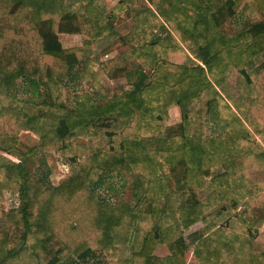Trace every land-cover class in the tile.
<instances>
[{
  "label": "trees",
  "instance_id": "obj_1",
  "mask_svg": "<svg viewBox=\"0 0 264 264\" xmlns=\"http://www.w3.org/2000/svg\"><path fill=\"white\" fill-rule=\"evenodd\" d=\"M147 1L157 7V13L146 10L147 18L150 15L155 19L162 18L168 27L156 22L153 29L161 31L160 35L153 32L140 44L131 40L134 46L129 52L120 53L102 64L110 80L135 77L129 88L102 103L87 95H83V100L72 108L54 102L43 103L62 112L61 117L53 120L52 129L42 136L45 144L49 140L63 143L80 131L116 117L121 126V153L111 157L103 150L95 151L92 169L100 174L99 181L105 172L121 169L130 172L140 191L137 206L132 210L107 207L93 195V189L78 178H71L54 189L40 181L36 186L31 185L35 190L34 200L44 215L41 247L50 242L59 246L54 259L41 264H64V260L71 257L85 261L100 249L104 241L110 240L109 232L127 216L133 230L128 237V242L134 245L131 264H185L180 256L182 249L187 247L183 244L181 232L176 235L175 231L199 222H204L205 228L194 234L198 264H220L223 261L221 251L219 247H212L211 239L228 248L236 244L242 248L248 245L250 238L257 237L258 228L264 225V152L250 146L249 130V127L257 128L259 134H264V64L252 69L254 59L264 54V0ZM237 14L252 18L253 25L234 37H224L220 27ZM109 18L103 27L97 19L89 20L80 13L66 12L61 0H0V81L7 91L0 94L2 139L11 138L15 146L21 130L20 116L10 115L6 106L1 105V100L10 101L17 107L23 104L18 100V80L24 79L32 86L44 85L48 89L59 85L75 66L90 62L91 41L113 29ZM61 35L80 36L84 47L65 48ZM181 44L188 46V52L183 51ZM189 53L200 64L191 65ZM132 56L151 63L153 74L148 76L144 70L135 69ZM233 68L241 69L247 85L258 88L245 121L216 88L223 86L228 71ZM209 91H213L214 98L208 101V109L216 104L219 122L228 125L232 137L211 140L203 148L201 140L190 138V128L204 118L202 95ZM169 107L181 109L182 122L173 131L177 135L171 133L166 141L160 138L162 156L150 153L144 134L152 129H157L159 135L164 133L160 131V125L169 119ZM23 111V116L27 117V111ZM36 119L32 115L29 120L35 123ZM39 121L36 123H41ZM103 127L107 126L104 124ZM234 151L246 157L248 178L231 186V178L226 174L222 176L220 186L232 187L239 200L246 198L244 187L247 182L257 193L250 194L243 216L227 220L210 240H205L213 217L202 220L207 208L196 199L193 186L202 187V179L211 175L213 167L220 165L225 154ZM36 154L37 149H31L19 164L0 167V174L2 171L11 173L22 186V214L27 231L31 229L27 163ZM166 167L172 168L176 179H172ZM90 183H97V179L92 178ZM170 191L184 196L179 217L177 214L162 217L160 198ZM236 197L231 199L232 208L237 207ZM4 216L0 192V220ZM239 223L245 226L244 231L229 229ZM158 242L168 243L173 257L152 256L153 246ZM7 245V236L0 232V264L15 258L9 256ZM255 258L256 264H264V253Z\"/></svg>",
  "mask_w": 264,
  "mask_h": 264
},
{
  "label": "rangeland",
  "instance_id": "obj_2",
  "mask_svg": "<svg viewBox=\"0 0 264 264\" xmlns=\"http://www.w3.org/2000/svg\"><path fill=\"white\" fill-rule=\"evenodd\" d=\"M61 3L66 12L80 13L89 20L97 19L103 27L106 25L107 18L110 17L113 29L96 41H91L92 46L88 56L90 62H83L75 66L59 85H52L48 89L44 85L32 86L26 80L20 79L17 82L18 100L23 104L17 107L10 101L1 100V105L8 109L7 113L20 116L21 130L16 138L15 146L12 145L11 138L2 139L0 136V167L9 163L19 164L26 153L31 149H37V154L30 157L27 163L30 171V190L27 199L30 231H27L25 227L22 214L21 184L16 182L12 174L7 171H2L0 174V192L5 210L4 218L0 220V232L7 236L9 256H15V258L8 259L5 264H41L54 259V254L59 249V246L52 242L46 243V247H41L44 239L42 230L44 229V215L34 200V187L31 188V185L36 186L38 181L44 183L49 189H54L71 178H78L91 190L93 189V195L101 204L120 209L123 207L129 210L135 209L140 195L134 176L125 169L102 173L100 181L98 180L100 174L98 175V172L92 169L95 151L103 150L111 157L121 153V126L116 117L106 121L107 123L96 124L87 131H80L63 143L49 140L45 144L42 136L52 129L55 122L53 120L62 116L60 110L54 107L50 108L46 104L54 102L72 108L83 100V95L89 96L97 103H102L115 94L121 93L125 88H129L136 80L135 77L130 80L126 78L118 81L110 80L103 70L102 64L120 53L129 52L134 46L131 44V40L140 44L144 42L147 35L152 36L153 32L160 35L161 31L153 29L156 22L165 27H168L167 23L162 18L155 19L151 15L148 17L151 20H147L149 14L146 10H153L157 13V7L149 4L147 0H61ZM253 23L252 18L237 14L228 19L220 27V31L224 37L231 38L251 27ZM163 36L166 34L163 33ZM174 36L179 40L178 35L174 34ZM60 38L65 48L84 47L80 36L61 35ZM181 48L188 52L187 45L181 44ZM189 55L192 59L191 65L200 64L194 56L190 53ZM132 62L135 69L144 70L148 76L153 74L154 67L151 63L140 61L134 56H132ZM262 64H264V54L254 59L252 69ZM216 88L233 107L235 113L244 120L248 108L257 95L258 88L246 84L240 68L229 70L223 86ZM6 92L5 86L0 81V94ZM213 98V91L202 95L204 118L201 123L196 121L190 128V138L201 140L203 148H206L211 140H227L232 137L228 125L219 122L216 104L212 109H208V101ZM23 110L27 111V117L23 116ZM168 114L169 119L160 125V131L164 132L162 135H159L157 129H152L144 134L150 153L162 156L163 153L159 146L160 138L162 137L166 141L171 133L174 136L177 135V132L173 131L182 122L181 109L180 107H169ZM32 115L37 117L36 122L40 120L41 123L37 124L29 120L32 119ZM104 124L107 127H103ZM249 130L252 137L250 146L264 152V134H259L257 128L249 127ZM259 132L261 131L259 130ZM248 167L246 157L240 155L239 151L225 154L220 165L213 167L211 175L202 179V187L193 186L196 199L205 204L207 208V213L202 217V220L209 216L213 217L210 219V226L207 227L205 240H210L214 232L227 220L235 216H243L247 210V203L251 199L250 194L253 191L257 193V190H253L251 183L247 182L244 187L246 194L244 200L237 199L232 187L229 185L220 186V184L222 176L226 174L231 178V186L242 182L244 178H248ZM166 171L172 179H176L172 168L166 167ZM92 178H96L97 183L91 185ZM234 197L237 199L236 208H232L231 199ZM183 198L184 196L177 191L163 194L160 198V206L163 209L162 217L169 218L172 214H177L179 217ZM204 228V222H199L187 229L181 227L175 231L176 235L181 232L183 244L187 247L185 250L182 249L180 256L185 264L199 263L195 255L196 245L193 244V241L194 234ZM244 228L245 226L239 223L231 225L229 229L242 232ZM132 232L130 218L127 216L122 223L109 232L110 240L104 241L95 254L85 261L71 257L65 259L64 264H131L134 245L128 242V237ZM210 242L213 248L219 247L221 251L223 261L220 264H240V262L241 264H256L255 256L264 253V225L258 228L257 237L254 240L250 238L248 245L242 248L239 244L228 248L213 239ZM11 253L12 255H10ZM152 256L169 259L173 257V252L168 243L158 242L153 246ZM200 264L203 263L200 262Z\"/></svg>",
  "mask_w": 264,
  "mask_h": 264
}]
</instances>
